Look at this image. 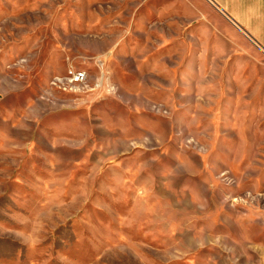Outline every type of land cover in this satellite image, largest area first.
<instances>
[{"label":"rangeland","instance_id":"rangeland-1","mask_svg":"<svg viewBox=\"0 0 264 264\" xmlns=\"http://www.w3.org/2000/svg\"><path fill=\"white\" fill-rule=\"evenodd\" d=\"M262 49L207 0H0V264H264Z\"/></svg>","mask_w":264,"mask_h":264},{"label":"crops","instance_id":"crops-1","mask_svg":"<svg viewBox=\"0 0 264 264\" xmlns=\"http://www.w3.org/2000/svg\"><path fill=\"white\" fill-rule=\"evenodd\" d=\"M207 1L243 35L250 36L264 49V0Z\"/></svg>","mask_w":264,"mask_h":264},{"label":"built area","instance_id":"built-area-1","mask_svg":"<svg viewBox=\"0 0 264 264\" xmlns=\"http://www.w3.org/2000/svg\"><path fill=\"white\" fill-rule=\"evenodd\" d=\"M71 75L73 76V79L75 81H80L84 79V74L82 73H72Z\"/></svg>","mask_w":264,"mask_h":264},{"label":"water","instance_id":"water-1","mask_svg":"<svg viewBox=\"0 0 264 264\" xmlns=\"http://www.w3.org/2000/svg\"><path fill=\"white\" fill-rule=\"evenodd\" d=\"M246 35V34H245ZM247 36V35H246ZM247 38L250 40V41H252L255 45H257L258 46V44H256L255 42H254V40L250 37V36H247ZM263 51H264V49H262Z\"/></svg>","mask_w":264,"mask_h":264}]
</instances>
